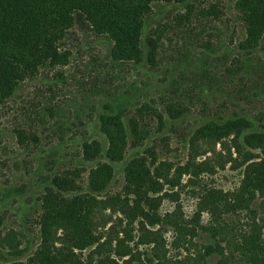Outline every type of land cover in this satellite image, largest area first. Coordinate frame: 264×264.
<instances>
[{
    "label": "rangeland",
    "instance_id": "374dc122",
    "mask_svg": "<svg viewBox=\"0 0 264 264\" xmlns=\"http://www.w3.org/2000/svg\"><path fill=\"white\" fill-rule=\"evenodd\" d=\"M190 1L144 7L138 48L126 53L75 14L57 31L61 62L38 59L0 99V264H48L47 254L66 264L261 256L264 150L197 129L239 115L264 124V31L247 40L239 0ZM147 35L157 41L153 64ZM121 99L126 135L114 130L111 144L100 115ZM13 247L27 250L13 257ZM207 248L218 252L206 257Z\"/></svg>",
    "mask_w": 264,
    "mask_h": 264
},
{
    "label": "trees",
    "instance_id": "16d2710c",
    "mask_svg": "<svg viewBox=\"0 0 264 264\" xmlns=\"http://www.w3.org/2000/svg\"><path fill=\"white\" fill-rule=\"evenodd\" d=\"M152 1L0 0V99L24 78L26 72L38 59H48L53 63L61 62L57 31L66 29L72 23L74 15L79 12L83 13L97 30L109 32L118 52L126 53L138 48L135 36L137 21L147 12V8L144 7H149ZM167 1L184 2L186 8L191 6L190 0ZM237 7L246 26L247 40L256 41L264 31V0H239ZM59 35L61 37L62 34ZM145 43L146 59L153 64L157 59V41L152 35H147ZM106 109L107 111L100 115V127L112 144L115 140L114 130L120 136L126 135L123 120L124 102L121 99L114 106H106ZM197 134L217 140L234 134L245 147L250 149L261 147L264 150V124L260 126L251 124L240 115L208 121L197 129ZM257 165L260 166L259 170H255L258 171L256 177L259 179L257 191L264 192V161ZM106 166L107 171L110 172L107 179L113 168L110 165ZM91 185L94 190L103 187L94 182H91ZM42 232L47 239L50 231L44 226ZM77 234H82V230L78 228ZM74 235L77 236L76 233ZM73 241L78 246L82 238H74ZM26 250L27 247H13L8 254L20 257ZM217 252L214 248H207L205 256L210 257ZM260 253L261 256H257L256 253L247 263L264 264V246L260 249ZM47 256L48 264H66L55 255L47 254Z\"/></svg>",
    "mask_w": 264,
    "mask_h": 264
}]
</instances>
